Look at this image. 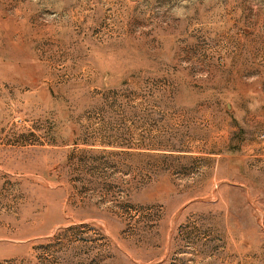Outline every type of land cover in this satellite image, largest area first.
Returning a JSON list of instances; mask_svg holds the SVG:
<instances>
[{"label":"rangeland","instance_id":"1","mask_svg":"<svg viewBox=\"0 0 264 264\" xmlns=\"http://www.w3.org/2000/svg\"><path fill=\"white\" fill-rule=\"evenodd\" d=\"M0 264H264V0H0Z\"/></svg>","mask_w":264,"mask_h":264}]
</instances>
